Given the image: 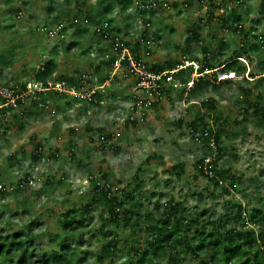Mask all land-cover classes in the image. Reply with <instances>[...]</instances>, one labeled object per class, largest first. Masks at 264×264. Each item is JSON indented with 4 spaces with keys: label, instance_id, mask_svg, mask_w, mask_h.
Here are the masks:
<instances>
[{
    "label": "rangeland",
    "instance_id": "obj_1",
    "mask_svg": "<svg viewBox=\"0 0 264 264\" xmlns=\"http://www.w3.org/2000/svg\"><path fill=\"white\" fill-rule=\"evenodd\" d=\"M263 1L248 0L241 6L234 0H225L217 10L214 6L217 1L211 5L206 0L204 3L198 0H159L160 10L145 18L131 7L127 14L117 11L110 19L115 28L122 29L121 38L131 45L143 30L144 24L140 21L151 19L147 33L153 37L154 47L151 57L146 60L149 66L183 59L186 62L189 57L201 60V49L209 44H214V57L223 59L242 45V38L230 29L223 30L216 22L208 23V13L222 14L225 9L233 7L243 17L244 33H250L254 28L258 34L264 35V23L256 24ZM163 3L169 8H165ZM43 6L38 0H1L0 29L4 30H0V53L6 59L13 58V66L6 72L19 80H31L42 62L55 57L57 65L65 69V76L72 75L75 70L77 74L87 73L82 64L89 60L95 66L99 60L96 52L90 53L89 49L97 43L100 47L105 46L107 42H101L93 35L87 36L83 46L89 57L85 59L82 50L72 48L70 53L67 50L74 42L69 33L64 38H48L42 33L37 34L38 31L33 33L40 26L49 24ZM18 14H21L20 18H17ZM194 29L200 33L203 42L189 45L188 50L185 41L188 32ZM252 35L250 33L248 49L257 43ZM221 43L228 49L222 50ZM53 49L57 50V55L50 54ZM239 60L246 66L243 79L232 72L220 74L218 80H232L233 83L219 88L209 85L196 102L189 105L185 101L188 92L183 93V87H179L170 93L159 109L147 111L137 126L127 124V115L117 113V107L123 106L122 102L111 103L110 100L111 96L124 95L123 101H126L132 92V83L121 77L109 82L102 90H95L99 96L95 98L96 103L87 105L65 96L57 101L56 96L50 95L45 110L27 103L23 108L24 115H20L21 108L16 110V118L9 111L10 114L8 112L0 121V184L8 187L6 193L0 195V223L5 234L24 237L31 232L40 253L57 250L63 239L59 222L61 215L80 202L88 203L97 197L92 221L86 223L87 228L83 231L84 240L72 246L89 254L82 264H127V259L134 254L131 248L136 249L142 244L141 234L103 223L98 215H105L107 204L91 188L95 183H101L99 176L104 173L113 187L130 192L136 184L133 177L138 167H141L139 178L142 183L135 197L144 200L143 203H150L149 209L154 208L153 203L157 199L161 205L174 199L187 207L190 213L207 212L218 218L235 202L253 207L256 198L264 193V133L250 119L239 124L243 116L240 100L243 95L249 100L256 93L264 95V85L250 94L257 77L252 79L248 75L252 72L258 74L259 65L264 63V48L249 52L247 57L242 55ZM193 74L194 70L191 78ZM90 76V87H98L96 77L93 73ZM6 80L0 76V83ZM203 99H213L217 103L216 112L207 116L206 121L213 125L216 116L219 119L228 116L230 129L234 132L231 142H223L226 150L218 163L219 167L229 168L231 174L239 179L237 189H233L229 196L221 192L213 194L211 185L203 177L193 181L196 175L193 163L199 157L200 145L190 138L186 126L177 128L174 125L181 116H185L187 121L195 116ZM84 109L88 110L86 114H82ZM100 135L111 136L103 149L100 148ZM37 145H42V159L35 163L31 156ZM11 154L14 155L13 162L8 161ZM53 154L57 157L52 158ZM25 175L28 176V184L22 187L20 184ZM49 179L55 183L42 190V183ZM59 179L61 182H57ZM251 180L258 184V188L250 183ZM198 194L205 198L203 202L198 201ZM134 204L128 202V208L137 211ZM261 227L264 233V226ZM100 229L106 235L104 238L109 239L113 234L118 238L116 250L110 256L102 252L105 239L99 234H91ZM254 229L258 231L257 226ZM98 256L103 261H98ZM183 258L187 264H194L189 256Z\"/></svg>",
    "mask_w": 264,
    "mask_h": 264
},
{
    "label": "trees",
    "instance_id": "obj_2",
    "mask_svg": "<svg viewBox=\"0 0 264 264\" xmlns=\"http://www.w3.org/2000/svg\"><path fill=\"white\" fill-rule=\"evenodd\" d=\"M38 1L44 5L43 8L45 9L46 16L49 18V24L46 23L44 25L46 27H48V25L53 27L56 24L63 23L65 25L61 32L63 38L69 33L71 39H74V42L69 44L67 48L68 51L74 47H79L83 37L88 34L98 37L101 42H107L103 48H100V45L97 43L93 45L92 49H89V52L95 51L98 53L97 55L101 54V56H105V60L99 62L100 64L96 67V76L94 75L97 79L95 82L97 86L103 85L104 82L109 79L112 63L115 58L112 54L114 38L123 40L121 38L122 30L115 28L110 18L117 11L127 14V12L131 10V7H133L134 0ZM198 1L204 3L205 0ZM206 1L211 5H214L217 1L218 4L214 5L217 10L221 8L225 2V0ZM234 1L238 5L244 6L245 2L248 0ZM8 3V1L5 2L6 5H8ZM187 6L188 5L185 4V7ZM174 7L177 8L176 4ZM95 8H99V10H94ZM135 13L139 15L144 14L143 11L137 10ZM217 13L219 14V12ZM217 13H208V23L212 24L216 22L221 25L223 30L230 29L233 33L241 36L242 45L232 50L223 59L214 57V44L202 47L201 52L203 58L201 60H198L196 57H189L186 59L189 63L195 62L198 64L197 73L199 74V77L193 80V84L188 90L187 83L192 80L191 73L193 68L191 66L186 67L185 69L179 70L174 75V78L183 85V93L188 92L185 99L187 105L196 102V99L203 94L209 85L213 88H219L225 84L233 83L232 80H218L220 74L232 72L243 79L246 73V66L241 63L239 60L240 57L242 55L247 57L249 52H256L264 48V35L258 34L257 29L251 28L250 33H253L252 36L257 40V43L251 44L248 49L247 43L250 33L243 32V17L235 8L231 7L225 9V11L219 15ZM127 17L126 19L128 20L129 17ZM150 20L151 19H146L141 22L144 24L143 30L140 32L138 38H136L133 45L123 40L125 46H127L134 55H136L141 47V40L146 39L148 36V27H146V24L150 25ZM83 22H87V26H85ZM262 23H264V1L261 4L260 17L256 21L257 25ZM228 24L231 25L228 26ZM103 25L106 26L109 37H112H110V42L104 38L102 32L96 31L97 27L101 29ZM93 27L95 28L94 30ZM7 28H10V26ZM0 30L4 29L2 28ZM36 31L37 30H33V33ZM36 33L40 34L39 32ZM188 34L185 41L188 50L190 48L189 45L203 42L197 30H191ZM220 46L222 50L228 49L227 45L224 43H221ZM57 53V50L53 49L50 54L57 55ZM2 57V54H0L1 64L4 63L5 65H9L12 63V59L5 61L6 59ZM183 60L178 62H166L163 64H150V68L154 72L170 71L181 66L184 62ZM41 66L43 70H40ZM41 66L31 79L44 81L56 76L55 57H52ZM75 74L77 73L73 75ZM88 74L91 75L92 73ZM100 74L101 76L97 78ZM73 75L69 77L57 75L56 77L65 78L70 83L77 85ZM248 75L249 78L252 79L257 77L255 85L252 83L253 87H251L249 91L250 94H254V89H258L264 85V63L259 65L258 74L252 72ZM116 78L114 80H116ZM175 90L177 91L178 88H171L168 90L167 97ZM54 96H56V98L62 97L61 95ZM94 97L98 98L99 96L95 94ZM124 99L125 96L121 97L120 101L123 102ZM100 101L99 99V102ZM240 101L243 116L239 124L245 123L247 119H250L264 133V95L262 93H256L251 100L243 95ZM3 103L4 100L0 98V105ZM216 106L217 103H215L213 99H203L199 109L195 112V116L189 121H187L185 116H181L175 121L174 125L177 128L186 126L188 133L193 132L200 134L198 144L201 150L199 152V157L193 163L196 174L195 177L193 176V181L203 177L206 182L211 185V192L213 194L221 192V194L223 193L229 196L233 189H237V181L239 182V179L231 174L229 168L219 167L218 163L226 150L223 142H231L234 132L230 129L231 125L228 116L222 119L216 116L213 125H210L206 121L207 116L216 112ZM251 110H253V113H251ZM9 111L10 110L6 108L0 109V121L1 118H6ZM87 111V109H84L82 114H86ZM11 114L16 118V111H12ZM20 115H24L23 110L20 111ZM126 123L131 126H137L136 121H130L129 119L126 120ZM87 124L88 123H86V128L88 129L89 127ZM102 130L103 129H100V132H102ZM100 137V148L103 149L106 143L111 139V136L100 135ZM210 140H213L216 152L214 160L211 163L213 167V178L206 177L203 175L202 169L198 168L206 158L212 156L213 150L209 145ZM41 149L42 145H37L36 150L31 156L33 162L36 163L42 159ZM51 157L55 158L57 154H53ZM13 160L14 155H9L8 161L13 162ZM78 167H80V163ZM140 168L141 167H138L137 173L133 177L136 184L130 192L113 187L108 181V175L104 173L99 176L101 183H95L91 188V191L95 193L96 196L101 197L107 204L105 215L103 213L98 215V218L103 223L115 225L116 228L120 226L123 231H128L132 234H141L142 244L136 249H134V247L131 248L134 252V257L132 256L127 259V264H158L159 262H167V264H187L186 258L184 259L183 256H189L194 264H264V233L262 227L260 228V226H264V193L256 198V204L253 207L249 208L244 206L241 202H235L231 204L230 209H225L224 215L218 218L212 217L207 212L200 213L193 211V213H190L191 211H189L187 207H184L180 202L174 199H169L163 205H161L160 200L157 199L153 203L154 208L149 209L148 206L150 203H143L144 200L135 197L137 192L141 190L140 184L142 181L139 178ZM27 178L28 176L25 175L24 180L20 184L21 186L23 184H28ZM49 180L42 183V190H46L47 186L55 183V180ZM91 180L93 181L92 177ZM57 182H61V180L59 179ZM250 183H252L254 187L258 186V184L252 180ZM7 188V185L0 184V195L6 193ZM37 194H40V192ZM193 197L195 198V196ZM96 198L88 203L80 202L77 206L69 208L61 215L59 222L63 239L59 242V249L49 253L39 252V247L34 237L31 236V232L24 237L20 234L6 235L0 223V264H82L89 254L86 251H80L78 248L72 246V244H77L84 240L83 231L87 228L86 223L90 224L92 221V212L95 204L98 202V198ZM197 199L203 202L205 198L198 194ZM128 202L135 203L133 207H135L137 211L128 208ZM87 219L89 221H86ZM31 224H34V222L31 221ZM238 226H241V228ZM256 226L258 227V231L254 229ZM91 234L92 236L99 234L105 239L102 247V252L104 254L110 256L115 252L118 240L116 234L111 235L109 239L104 238L106 235L101 229ZM97 259L98 261H103L101 256H98ZM206 259H208L209 262H206Z\"/></svg>",
    "mask_w": 264,
    "mask_h": 264
},
{
    "label": "built area",
    "instance_id": "obj_3",
    "mask_svg": "<svg viewBox=\"0 0 264 264\" xmlns=\"http://www.w3.org/2000/svg\"><path fill=\"white\" fill-rule=\"evenodd\" d=\"M159 6V0L133 1L135 12L136 10L144 12L143 15H140L142 18L160 10ZM163 6L169 8L166 3H163ZM20 16L21 14H19L17 18H20ZM83 24L87 26L88 23L83 22ZM149 26L150 25L146 24V27L149 28ZM64 27L65 25L63 23L56 24L53 27H46L44 25L40 26L37 31L48 38H63L61 32ZM94 29L93 27V30ZM96 31L102 32L104 38L109 42L111 41L112 37H109L105 25H103L101 29L97 27ZM153 47V37L147 36L146 39L141 40V47L136 55H134L132 51L125 46L123 40L114 38L112 54L115 58L112 63L109 79L103 85L94 88L90 87L92 77L86 73L73 75L77 85L70 83L65 78L56 76L44 81L31 79L11 82L0 86V98L4 100V103L0 105V109L6 108L10 111H19V108L23 109L27 103H30V105L35 108L45 110L48 108L46 97L50 94L69 97L76 101H82L87 105L91 102L96 103L94 95L97 93L95 90H102L116 77H121L132 83V92L129 94V98L122 102L123 106L117 107V113L119 115H127L125 122L127 119L136 122L142 121L147 111L157 110V108L159 109L161 107L163 101L167 98L168 90L183 86L180 81L174 78V75L179 70L189 66L194 70L192 80L187 83V90L192 86L193 80H196L193 78L199 76V74H197V63H189L188 61H184L181 66L170 71H152L146 60L151 57ZM40 70H43L42 66ZM137 116L139 120H137ZM188 134L194 142H199V133L190 132ZM209 142L213 150L212 156L206 158L198 168L202 169L203 175L213 178V167L211 163L214 160L216 152L213 140Z\"/></svg>",
    "mask_w": 264,
    "mask_h": 264
},
{
    "label": "crops",
    "instance_id": "obj_4",
    "mask_svg": "<svg viewBox=\"0 0 264 264\" xmlns=\"http://www.w3.org/2000/svg\"><path fill=\"white\" fill-rule=\"evenodd\" d=\"M5 25H8V24H5ZM118 29H120V27H118ZM120 30H122V29H120ZM122 33H123V31H122ZM87 36H91L92 37V34H88V35H85L84 37H83V39L81 40V45L79 46V47H74V48H76V49H78V50H82L83 51V53H84V57H85V59L86 58H88L89 57V55H88V51H87V49H86V47L85 46H83V43H84V40L86 39V37ZM106 44V43H105ZM21 46V45H20ZM104 47V45L102 46V47H100V48H103ZM89 49V48H88ZM86 52V53H85ZM92 52V51H91ZM90 52V53H91ZM69 53H70V51H69ZM1 54V53H0ZM96 54H98V53H96ZM88 55V56H87ZM3 59L5 58L6 59V57H2ZM98 58H99V60H98V63H97V65H93V64H91V63H89V60L88 61H85V63L84 64H82V66H84V68H82V69H85V71L84 72H88V73H93V76L95 75L96 76V67H98V65L100 64L99 62H101V61H103L104 60V56H101V54H99L98 55ZM12 59V63L11 64H9V65H5L4 63L3 64H1L2 62H1V60H0V76H2V77H4L5 79H7L6 81H2L1 83H0V86L1 85H6L7 83H11V82H19V81H24L25 79H21V80H19V79H16V77H12V76H10V74H8L7 72H6V70L8 71V69H10L13 65V58H9V59H6L5 61H9V60H11ZM49 60V59H48ZM47 60V61H48ZM46 62V61H45ZM45 62H42L41 64H40V66L43 64V63H45ZM87 62V63H86ZM55 64H56V70H55V74H57V75H61V73L63 74V75H61V76H63V77H69V76H71V75H69V76H65V74L63 73V71L65 70L64 68L62 69V66L60 65V64H58L57 65V63H56V60H55ZM38 68H40V67H38ZM60 70H62V71H60ZM89 70H91V71H89ZM102 71V70H101ZM60 72V73H59ZM74 73H78V71H76L75 70V72ZM74 73H71L72 75L74 74ZM2 74H4V75H2ZM92 75V74H91ZM101 76V74L99 75V76H97V78H99ZM105 83V82H104ZM50 95H52V94H50ZM50 95H48L47 96V98H46V100L48 101V99H50L51 98V96ZM124 96V95H123ZM123 96H117V95H115V96H111L110 97V100H111V103L112 102H121L120 101V99H121V97H123ZM58 98V97H57ZM61 98H58L57 99V101L58 100H60ZM100 103H103L102 102V100L100 101ZM120 104V103H119ZM33 107V106H32ZM23 110V109H22ZM23 112L25 113V111L23 110ZM87 122V121H86Z\"/></svg>",
    "mask_w": 264,
    "mask_h": 264
}]
</instances>
